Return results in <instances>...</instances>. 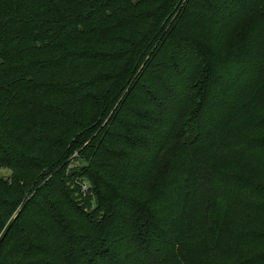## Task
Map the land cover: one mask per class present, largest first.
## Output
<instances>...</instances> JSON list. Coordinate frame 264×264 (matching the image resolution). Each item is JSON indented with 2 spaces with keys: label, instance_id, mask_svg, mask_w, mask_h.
<instances>
[{
  "label": "trees",
  "instance_id": "obj_1",
  "mask_svg": "<svg viewBox=\"0 0 264 264\" xmlns=\"http://www.w3.org/2000/svg\"><path fill=\"white\" fill-rule=\"evenodd\" d=\"M2 168L0 264H264V0H0Z\"/></svg>",
  "mask_w": 264,
  "mask_h": 264
},
{
  "label": "rangeland",
  "instance_id": "obj_2",
  "mask_svg": "<svg viewBox=\"0 0 264 264\" xmlns=\"http://www.w3.org/2000/svg\"><path fill=\"white\" fill-rule=\"evenodd\" d=\"M184 4V3H183ZM183 6V5H182ZM236 40H237V37H234V35H232V34H229L226 38H225V45H224V48H227L228 47V49H235L236 47H235V45H237V44H235V42H236ZM235 44V45H234ZM257 87V84H254L251 88V90H250V93L251 94H253V91L255 92L256 91V88ZM253 106H254V104L252 105V103L246 108V110L248 111V112H250V111H252L253 110ZM9 174H10V172H9V170H7V169H5V168H2V169H0V176L1 177H3V178H7L8 176H9Z\"/></svg>",
  "mask_w": 264,
  "mask_h": 264
}]
</instances>
